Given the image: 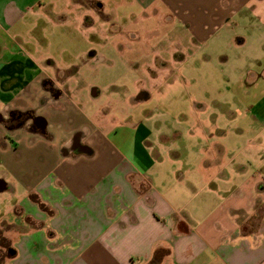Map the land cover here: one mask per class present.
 <instances>
[{
  "label": "crops",
  "instance_id": "1",
  "mask_svg": "<svg viewBox=\"0 0 264 264\" xmlns=\"http://www.w3.org/2000/svg\"><path fill=\"white\" fill-rule=\"evenodd\" d=\"M106 1L0 0V126L48 148L18 175L19 199L3 202L0 264H264V0H129L185 33L160 81L146 64L153 95L189 98L192 82L204 99L168 113L173 125L136 109L88 115L72 99L89 93L79 76L49 70L50 50L73 66L71 15L90 34ZM230 66L239 91L212 84ZM80 113L88 127L72 126Z\"/></svg>",
  "mask_w": 264,
  "mask_h": 264
},
{
  "label": "rangeland",
  "instance_id": "2",
  "mask_svg": "<svg viewBox=\"0 0 264 264\" xmlns=\"http://www.w3.org/2000/svg\"><path fill=\"white\" fill-rule=\"evenodd\" d=\"M99 11L102 14L96 12L89 15L94 20L93 25L90 26L94 30L93 32L91 30L90 34L86 32L87 35H83L77 29L78 25L81 24L79 23L77 12L75 11L71 15L75 29L73 30V48L68 50V61L73 59V66H65L60 61L63 60L61 55L57 56L56 64L54 59L56 53L52 50L47 54L54 65L53 68H49L50 71L57 68L63 71L67 70L66 72L68 73L71 70L74 76H79L78 90L89 91V93H84L87 98L85 96L83 99L78 98L80 93L72 98L74 103L82 107L83 111L88 115L98 113L99 116H102L103 114L105 119L109 118L110 121H117L132 116L133 111L136 109L138 118L146 117L152 123L159 125L163 123L173 125L174 121L166 116L168 113L179 109L189 112V109L196 102L204 100L194 98L195 92L192 82L185 84V87H187L186 94L191 96L189 98L181 99L176 93L171 96L172 94L170 95L167 90L165 92L166 96L163 98L150 92L151 79L149 78L146 64L154 71V77L158 76L160 81V76L166 75L167 71H170L169 68L165 70L163 67L164 64H167V59L173 53H175L174 57L177 55V51H173L172 47L176 45L178 38L181 41L186 40L185 33L179 27H176L174 19L167 22L166 12L162 8H158V12L152 19L149 18L150 11H141L138 6L133 5L131 2L129 3V0H122L121 2L118 0L106 1L104 9ZM82 14H85V12ZM61 16L62 19L68 17V20H70L66 13ZM143 16H147L146 20L141 19ZM142 29L147 31L152 29L154 34L146 35V32L142 33ZM53 37V35L50 36V43L51 41L53 42ZM27 39L29 38L27 37ZM55 42L62 45L65 43V39L60 36ZM145 46H147L146 50L149 51L147 55H145ZM84 51L95 53L96 56L90 61L82 62L78 55ZM192 62L193 59L190 56L188 63ZM179 68L178 64H174L172 73L177 76L178 74L180 75ZM232 70H234V67H225L224 71L220 72L217 77L219 83H211L221 90L229 87L234 91H239L240 86H236L238 85V80H235L230 75ZM190 74L194 75V72ZM139 81L140 83L138 84ZM199 84L204 87L203 83ZM138 85L142 88H138ZM139 91H146L145 95H148L144 102H142L143 97H145L144 93L139 96L142 99L134 98L135 100H133L132 98L140 95ZM216 91L218 90L216 89ZM91 95H97L98 97L91 99ZM83 115L82 113L74 114L72 126L85 125L88 127L90 122L84 118L87 115ZM15 116L13 115L12 117ZM188 121H192V118L189 117ZM15 136L17 135L15 134ZM13 138L14 140L0 126V182L5 186V190L0 191L1 216L7 206L5 203L3 204L4 201L13 203L14 200L19 199L20 196L18 194L21 191L17 177L25 168H30L35 151L37 150V156H41L48 150L44 146L29 147L27 141ZM174 147L171 148V151L179 149ZM185 150L188 151L187 148ZM28 173L30 174V172ZM13 193H16V195Z\"/></svg>",
  "mask_w": 264,
  "mask_h": 264
}]
</instances>
